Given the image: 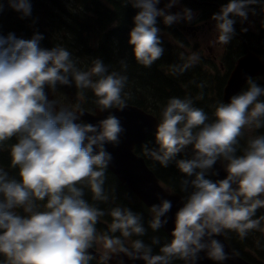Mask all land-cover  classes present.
<instances>
[{"label": "clouds", "instance_id": "1", "mask_svg": "<svg viewBox=\"0 0 264 264\" xmlns=\"http://www.w3.org/2000/svg\"><path fill=\"white\" fill-rule=\"evenodd\" d=\"M262 2L223 3L212 16L219 41L229 43L235 35V18L247 21L249 13H255L254 6ZM125 3L138 10L128 44L135 60L145 67H151L165 51L157 18L171 26L195 17L189 8L168 11L179 0H167L164 8L157 7L161 0ZM7 4L21 18L31 15L30 0H7ZM3 10L0 3V13ZM43 39L38 32L30 39L11 32L0 34V146L16 137L10 156L19 176H10L0 167V255L4 257L0 264H89L93 259L89 249L98 240L111 252H122L144 264H172L174 259L195 264L200 252L210 260L224 261L229 256L214 236L225 230L241 237L253 229L264 232V216L253 218L264 208V135L250 137L238 154L244 130L264 128V87L249 76L246 89L215 106L211 121L190 98H169L154 133L158 148L144 145L146 155L164 167L174 160L184 176L181 190L188 194L175 213L171 240L153 254V248L141 239L133 240L129 249L119 236H98L96 224L105 213L84 198L83 186L94 200H108L103 185L112 155L105 145L117 146L125 129L111 111L96 124L82 121L79 106L77 110L57 108L46 89L55 91L57 85L74 84L93 92L101 112L114 107L122 111L129 96L124 92L128 77L109 72L100 58L87 71L82 70L65 47H41ZM121 64L127 68L125 61ZM189 146L191 158L176 159ZM218 161L224 162L226 176L213 181L207 177L218 175L212 171ZM38 202H43L44 210ZM171 208L167 199L151 206L154 231L167 223ZM108 214L112 233L120 232L124 238L146 234L142 216L131 209L114 207ZM152 243L159 244V239L153 237Z\"/></svg>", "mask_w": 264, "mask_h": 264}, {"label": "trees", "instance_id": "2", "mask_svg": "<svg viewBox=\"0 0 264 264\" xmlns=\"http://www.w3.org/2000/svg\"><path fill=\"white\" fill-rule=\"evenodd\" d=\"M123 1L72 0L70 6L63 10H43L42 5H31V15L25 18H21V13L14 11L6 4L3 12L0 13V34L6 36L11 32L18 38L30 39L34 33L38 32L44 36L41 47L52 48L57 45L65 47L71 52L72 59L76 62L77 67L85 71L91 67L94 59L100 58L108 67L109 72H120L128 77L124 89V92L129 94L128 97H125L127 103L154 115L156 112H161L168 99L172 97L181 98L186 95V98H192V101L207 109L210 108L211 103L221 101L222 89L230 70L237 58L245 51L242 42L237 37H233L230 43L227 44L223 56L216 57L213 53H204L195 60L191 67L181 70L184 69L185 63L175 45L161 39V46L165 49L163 56L156 60L151 67H145L135 60L132 47L128 44L130 30L126 27V24L134 26V14ZM198 1L202 3L201 8L208 12L216 8L217 5L220 4L221 6L227 2V0ZM46 4L49 8H53L51 2L47 1ZM106 5L110 7H106ZM254 7L255 13L250 12L248 17L263 23L259 24L260 33L257 34L252 28H247V31L238 34L247 47L251 49L254 46L264 47V2ZM33 15H37L36 18L34 17V22L31 21ZM27 22H32L34 27L32 28ZM112 22H116V24L110 26ZM209 23L214 30V21L211 20ZM169 30L178 35L175 27L169 28ZM217 60L218 63H223L225 68L219 74L214 75L212 73L214 69L209 67L216 66L218 64ZM121 61L126 62V69L123 68ZM47 90L51 93H58L57 104L61 106H79L87 111H93L98 107L97 98L90 89L80 90L73 84L71 87L57 85L55 91L50 88ZM199 108L204 110L203 107ZM211 120H214V118L209 117V121ZM15 142L16 137H13L0 146V166L8 171L10 176L19 179L18 168L11 166L10 145ZM144 143L147 144L149 149L158 148L154 136L148 135ZM240 145H242V142L239 143ZM139 149L140 146L137 147L136 151L139 152ZM142 154L157 177L166 186L173 188L182 198L187 196L188 193L181 190V180L184 176L176 167L174 160L169 163L168 167H164L159 161L146 155L144 147ZM181 158L190 159V156H186L183 151L176 157V159ZM207 178L213 180L209 176ZM83 187L84 198L89 204L103 210L105 215L100 218L109 221L110 224L112 223V217L108 213L114 207L129 208L142 216L146 234L141 237L133 235L128 237L130 240L132 238L143 240L145 244L153 248V253L159 252V248L170 241L162 228L154 231L150 227L153 216L150 215L148 208L108 168L105 170L103 185L105 194L108 196L107 201L94 200L91 191L86 186ZM256 214H258V210ZM96 228L101 233L123 238L120 232L112 233L110 226L104 225L101 221H98ZM225 231L227 239L233 238L234 241L236 240L237 232ZM253 231L255 230L253 229ZM255 232L260 235L258 231ZM153 237L159 239V244L152 243ZM246 238H249V234ZM234 245L236 246L235 242ZM125 246L128 247L127 244ZM241 255L249 261H253L242 252ZM3 260L4 257L0 255V261Z\"/></svg>", "mask_w": 264, "mask_h": 264}, {"label": "water", "instance_id": "3", "mask_svg": "<svg viewBox=\"0 0 264 264\" xmlns=\"http://www.w3.org/2000/svg\"><path fill=\"white\" fill-rule=\"evenodd\" d=\"M264 72V65L260 62L259 57L249 53L243 60L235 65L230 73L226 84L223 88L222 98L227 102L229 97L239 93L246 84V77ZM109 111L115 114L121 121L125 129L120 137V143L117 146L106 144L105 147L112 155V160L108 164L110 171L126 185L137 197L151 208L153 204H159L160 199H167L172 202L171 210L166 214L167 223L162 227L167 235L171 238V231L174 229V220L176 211L182 206V200L178 194H168L158 184V179L148 167L145 157L134 151L137 145L144 142L146 135L153 131L156 126V118L146 114L137 107L127 105L122 111L113 108L101 112L95 110V114L83 111L82 121L96 124L99 119L105 118ZM118 114V115H117ZM88 119V120H87ZM97 119V120H96ZM215 170L217 180L223 179L221 173ZM164 219V217H162ZM222 235L214 236V239L221 240ZM110 264H144L142 260L131 259L122 252H117L110 258ZM175 264V263H172ZM184 264L190 262L184 261ZM195 264H218L207 258L205 252L199 253V259ZM233 264H245L241 261Z\"/></svg>", "mask_w": 264, "mask_h": 264}, {"label": "rangeland", "instance_id": "4", "mask_svg": "<svg viewBox=\"0 0 264 264\" xmlns=\"http://www.w3.org/2000/svg\"><path fill=\"white\" fill-rule=\"evenodd\" d=\"M159 5H157V7H159ZM182 9L183 6H180L179 4H177L176 6L172 7L171 9H169L168 11L171 12L172 9ZM17 19V18H15ZM18 20V19H17ZM241 23V20H240ZM243 29H246L245 27ZM252 30L259 34L260 33V27L257 25L255 27L252 28ZM163 36L170 41L172 44L175 45L178 53L185 59V62L187 65L192 66L193 63L195 61L192 60L193 56L199 57L201 54L204 53H211L209 50V46L211 45V47L213 48V55H215L216 57H221L224 55L225 50H226V46L227 44L221 43V44H214L210 39L213 37L212 35L208 34V32H204L201 31L200 34H197L196 36H192L188 33H183V39L184 41L181 42L179 41L177 38H174L173 36L166 34V33H162ZM230 43V42H229ZM254 47H258V46H254ZM218 63V60L216 61ZM209 68L214 69L213 70V74L217 75L220 73V71L224 70V65L223 63H218L216 66H210ZM252 77L254 80L260 78V75H252L250 76ZM59 95L57 93H54V100L57 101L58 100ZM68 99V98H67ZM204 108L205 112L208 114V116L210 118H214V110L212 109V107L210 106L209 109H207L204 106H201ZM264 128L258 129V130H263ZM246 130H244L245 132ZM240 140L246 141V138H240ZM239 152H242V150L240 149ZM103 244V242L101 243ZM104 245V244H103ZM89 264H94L89 262Z\"/></svg>", "mask_w": 264, "mask_h": 264}, {"label": "flooded vegetation", "instance_id": "5", "mask_svg": "<svg viewBox=\"0 0 264 264\" xmlns=\"http://www.w3.org/2000/svg\"><path fill=\"white\" fill-rule=\"evenodd\" d=\"M190 6L192 7V10H193V12H194V14H195L194 19H196V17L199 15L200 12H199L197 9H195L194 6H193L192 4H190ZM238 153H239V152H238Z\"/></svg>", "mask_w": 264, "mask_h": 264}]
</instances>
